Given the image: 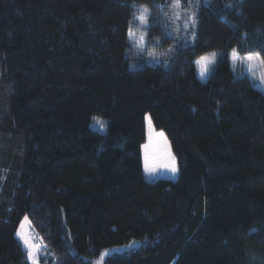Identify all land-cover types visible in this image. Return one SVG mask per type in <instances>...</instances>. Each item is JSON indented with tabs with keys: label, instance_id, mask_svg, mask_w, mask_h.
I'll return each instance as SVG.
<instances>
[{
	"label": "trees",
	"instance_id": "trees-1",
	"mask_svg": "<svg viewBox=\"0 0 264 264\" xmlns=\"http://www.w3.org/2000/svg\"><path fill=\"white\" fill-rule=\"evenodd\" d=\"M180 3L195 39L168 0H0V264H31L25 216L44 264H264V90L230 60L264 61V0ZM140 6L158 59L129 56ZM146 115L174 179L144 175Z\"/></svg>",
	"mask_w": 264,
	"mask_h": 264
},
{
	"label": "rangeland",
	"instance_id": "rangeland-1",
	"mask_svg": "<svg viewBox=\"0 0 264 264\" xmlns=\"http://www.w3.org/2000/svg\"><path fill=\"white\" fill-rule=\"evenodd\" d=\"M174 2H175V0H168V4H169V8H170L169 18L175 24H178L180 26V30H181V32L183 34V38H184L183 40H185L186 34L191 33L190 25L188 28L185 27V25L188 23L189 5L186 8H183L181 6V3H180L179 7H174L173 6ZM142 7L143 6L138 7L135 11L133 21L131 23V28H130L132 35L130 36L129 32H128V40L130 43L129 56L131 58H133L135 61L138 60V58H143L144 60H151L153 58L158 59V57H159V55L156 54V51L153 48H147L146 47L145 28L147 25H142L139 22V20L136 18L139 16L140 9ZM191 11H194V7L191 9ZM146 15L148 16V12ZM176 37L180 38L181 34L176 33ZM141 40H143V43H140ZM150 52L152 53L151 56L149 55ZM213 54H215V61H216L217 55H218L217 52L204 54L202 56L211 57ZM231 54H232V51L230 52V60H231L232 68L234 69L236 75H238V76L243 75V74L249 75L251 77V79L256 83V85L259 88H261L262 90H264V62H262L263 60L259 57V59L250 62L246 59L248 54L240 55L238 52H237L236 59L233 60ZM202 56H200V57H202ZM253 56H256V55L253 54ZM213 64L210 65V70H211V67L213 66ZM210 70H209V72H210ZM197 71H198V76L200 77V71H199L198 67H197ZM209 72L205 75L204 78L200 77V79L205 80L206 77L208 76ZM149 121L151 123L149 115H146L145 119H144V122H145V140H144V142L146 141V137L149 138ZM92 125H94L98 129H101V130L103 129L98 124H95L93 121H92ZM151 130L154 134L162 132L160 130L155 129L154 126L152 125V123H151ZM153 137H158V136L154 135ZM159 138L163 142L166 140L167 143L166 144H165V142L163 143L166 147L165 150L167 153L171 154V157H174L165 134H164V137H162V138L159 137ZM154 140H156V138ZM144 142L142 143V145L144 144ZM157 142L160 143L159 141H157ZM146 144H148V143H146ZM151 151L154 155H158V153H159V150H157L153 147L151 148ZM172 163H173V160H171V164ZM174 163L176 166L175 159H174ZM142 166H143V164H142ZM176 169H177V166H176ZM143 172H144V175L146 176L147 179H156L159 177L174 179L177 176V171L175 173H173L170 170V168H168L166 173H158L157 175H151V173L145 172L144 168H143ZM21 228L32 239L33 243L39 245V248L37 250L38 264H44V262H46L47 258L50 257L49 251L46 249L45 245L42 243L39 236L32 229V227L28 221H25L23 223V225L20 226V229ZM129 246H131V245H129ZM124 248H127V247H124ZM115 249H121V248H115ZM109 251H111V250H109ZM109 251H106V252L104 251L96 259H94L93 264H101V261H102L104 254H107V252H109Z\"/></svg>",
	"mask_w": 264,
	"mask_h": 264
},
{
	"label": "snow or ice",
	"instance_id": "snow-or-ice-1",
	"mask_svg": "<svg viewBox=\"0 0 264 264\" xmlns=\"http://www.w3.org/2000/svg\"><path fill=\"white\" fill-rule=\"evenodd\" d=\"M205 6H209L211 5V0H203ZM200 3V0H196V6H198ZM174 7H179L180 6V0H175L174 2ZM236 7H238V3L237 5H235ZM194 7V5L192 3H189V15H188V23L185 25L186 28L189 27L190 25V30H191V35L193 37V39L197 38L198 36V23H199V16L195 11H191V9ZM229 7H234V5H229ZM147 12L148 9L146 7H142L140 9V14L138 17H136L139 22L142 25H147L148 24V17H147ZM129 35H132L131 30H129ZM140 43H143V40L140 41ZM186 46V45H181V47ZM261 50L264 51V45L261 46ZM149 55L151 56L152 53L150 52ZM232 59L235 60L236 56H237V50L233 49L232 50ZM246 59L250 62L255 61L257 59H259V54H257L256 56H253L252 53H249L246 57ZM215 62V54H213L211 57H200L199 59H197L195 61L197 67L199 68L200 71V77L204 78L205 75L209 72L210 70V65L213 64ZM264 62V61H262ZM165 63H167V61H165ZM92 120L95 124H98L101 128L105 127V123L106 122H102L98 117L93 116ZM158 136V137H164V133L160 132V133H153L151 130V123L149 121V143L143 145V149H144V171L147 173H154L156 171V166H150V159L153 158V153L151 151L152 148V142H153V136ZM165 144L167 143L166 140L164 141ZM168 158H170L171 160H173L172 164H163L160 165L162 167H167L170 168V170L175 173L177 171L175 163H174V157H171V154H168ZM25 221H29V218L27 216L24 217V220L21 221V225H23V223ZM252 231V230H250ZM16 237L22 242L23 248L26 251V255H27V260L31 262V264H38V260H37V250L39 248V245L33 243L32 239L21 229H18L16 232Z\"/></svg>",
	"mask_w": 264,
	"mask_h": 264
}]
</instances>
